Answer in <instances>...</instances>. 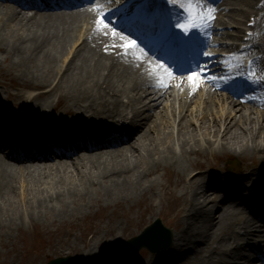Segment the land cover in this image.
Wrapping results in <instances>:
<instances>
[{
  "label": "bare ground",
  "instance_id": "obj_1",
  "mask_svg": "<svg viewBox=\"0 0 264 264\" xmlns=\"http://www.w3.org/2000/svg\"><path fill=\"white\" fill-rule=\"evenodd\" d=\"M106 1L89 0L86 6L74 7V2L55 0L54 9L69 5V9L56 12L42 10L36 0H0V51L12 57L13 66L24 69V75L39 80L23 84L34 94H11L19 104L35 103L31 108L17 106L21 114L15 117L26 127L20 131L14 125L16 134L1 120L8 107L0 97V237L8 234L12 220L23 217L34 222L47 208L53 216L69 217L74 211L71 205L78 206L92 192L102 193L116 204L130 200L153 189L155 181L149 179L153 169L175 165L183 171L181 183L189 188L182 190L183 209L177 215L180 230L173 234V245L160 262L140 263L126 256L107 255L111 252L91 251V264H252L259 255L240 243L239 237H231L233 231L244 233L257 249L264 250V197L260 193L264 177L257 181L260 168H264V111H256L259 106L264 109V79L258 89L247 87L239 95L222 81L201 88L197 83H185L180 76L175 79V69L169 75L140 47L125 55L123 45L131 41L121 39L126 34L117 31L113 35L114 27L97 28L100 17L96 11ZM224 2L229 23L252 15L255 28L264 30V0ZM189 3L203 44L213 43L214 25L223 15L219 6H209L203 0H175L171 5L183 12L182 20L187 22L189 10L182 5ZM32 7L35 11L29 14ZM69 43L76 49L67 58ZM61 60L65 66L58 78L55 70ZM187 62L185 58L178 64ZM161 81L169 86H157ZM55 94L58 102L50 104ZM177 98V140L157 142L152 132L159 135L162 112L158 109L165 102L169 108L167 104ZM197 98L201 100L199 108L191 110ZM129 115L130 122L119 126ZM87 124L94 129L89 134ZM189 124H201L196 137L201 132L206 149L217 145L233 164H239L248 153L259 154L261 164H247L241 177L232 176L222 165L203 170L191 161L200 150ZM65 132L70 138L64 137ZM110 134L113 142L106 140ZM17 145L26 154H20ZM189 160L200 170L187 180L191 169L184 162ZM19 190L27 209L8 219L7 210H15L20 203L14 195Z\"/></svg>",
  "mask_w": 264,
  "mask_h": 264
},
{
  "label": "rangeland",
  "instance_id": "obj_2",
  "mask_svg": "<svg viewBox=\"0 0 264 264\" xmlns=\"http://www.w3.org/2000/svg\"><path fill=\"white\" fill-rule=\"evenodd\" d=\"M225 1V0H223ZM222 0L218 1L219 10L223 13L219 18L221 19L218 23H215V30L219 28L220 35H212L213 40H220L222 43L237 44L240 39L244 36L246 30V25L250 19L254 17L252 15L244 16L242 20H238L234 23H229L228 17L225 15L229 8ZM207 3V2H206ZM207 5H212L207 3ZM173 16L176 20L182 22V13L178 8H175ZM29 14L34 13L33 11L28 12ZM264 30H255V36L257 35L254 42H256V51H260L261 62L257 66L254 74L258 80L264 79ZM237 35V36H236ZM215 47L212 45L209 48ZM260 47H262L260 50ZM74 43H69L66 49L65 57H69V52L74 51ZM66 60V59H65ZM63 60L59 63L55 70V74L60 77L63 73L61 68ZM14 60L12 57L7 56L6 53L0 51V97L2 95L3 103L8 107V110L12 114L19 116L20 111L17 108L33 107L35 103L25 102L22 104L18 103V100H13L11 94L20 93L23 95L34 94V90L23 87L24 83H34L39 82V80H33L28 74L24 75V69L13 66ZM62 70H61V69ZM5 76H2L1 73ZM190 75H193L191 73ZM188 74L180 75L183 81L192 82L189 80ZM210 79L212 74L209 75ZM177 78V76L175 77ZM208 79H201L197 81L196 85H200L201 88L204 87ZM200 83V84H199ZM194 84V83H193ZM49 85V84H47ZM207 86H210V84ZM179 88L181 85L179 84ZM200 90V89H199ZM173 100V98H171ZM50 104H56L58 102V96L52 95L49 99ZM200 99H196L192 102L190 109L196 110L199 108ZM170 103L172 109L170 108ZM180 100L177 98L172 102H169V108L166 107V102L160 106L158 112H162V116L158 121V132H152V137H156L157 142H172L177 140L178 132V122H179V109ZM48 110V109H46ZM170 110H173L171 112ZM190 110V111H191ZM199 110H197L198 112ZM217 111V110H216ZM258 112H263L264 109L258 107L256 110ZM220 112V110L218 111ZM217 112L214 113L216 116ZM185 114V112L183 113ZM71 116V115H69ZM213 116H210L212 118ZM161 123V124H160ZM201 124H189L191 131H194L195 142L199 144L198 150H200L199 155L193 154L191 161L194 163H199L203 166V170H208L214 165L226 166V169L233 173L235 177H241L247 164H255L259 166L261 164V159L259 154L248 153L245 159H240V170L231 171L228 169V161L230 158L228 156H222L223 154L215 145L213 148L206 149V142L203 140V135L201 132L197 134V127ZM213 137V136H212ZM198 140V141H197ZM201 140V141H200ZM207 140V139H206ZM21 153V151H20ZM221 157V158H220ZM77 158V156H76ZM185 161L184 165L191 169L189 175H186L187 180L193 177L200 170L197 166L193 167V162ZM195 163V164H196ZM261 171L258 173L257 181L264 177V168H260ZM183 171L180 167L175 165H167L166 167H160L159 169H153L152 174L149 179L155 181L153 189L147 190L145 193H138L133 195L130 200H120L119 204L116 201L109 202L102 196V193L92 192L84 201H79L78 206L74 207L72 215L65 218L56 217L51 215L50 209H44L41 215L34 221L30 222L27 218L19 217L17 222L11 221L10 231L8 234H4L0 237V264H47L49 261L56 258H66L69 256H82L85 259L84 264H91L88 253L91 251H105L111 252L107 255L115 256H126L136 259L140 263H145L146 261L160 262L163 253L170 248L161 251L159 253H150L147 249H142L141 252L133 254L128 252L124 248V243L132 238L140 235L145 228L153 224L157 219H160L164 226L171 229L172 233H178L180 226L177 224V215L183 209L181 205V195L182 190L187 189V183H181V178L183 177ZM256 181V178L252 183ZM251 184V183H250ZM16 201H20L21 190L17 191ZM211 198H215V195H210ZM16 209L7 210V218H11L13 215L24 213L27 209L25 205L20 201L16 205ZM15 213V214H13ZM221 213V212H220ZM22 218V219H21ZM21 221V223H19ZM184 225L182 222L181 227ZM264 230V226H261ZM232 239L239 237L240 243L244 244L246 242L245 236H240L238 231H233ZM173 240V239H172ZM250 241V239H247ZM255 247V244L253 245ZM247 249L248 246L246 247ZM116 251H115V250ZM257 250V248H256ZM114 251V252H113ZM113 252V253H112ZM232 261L231 257H228ZM236 261V260H235ZM234 261V262H235ZM237 262V261H236ZM259 262V263H258ZM262 264L259 259H255L252 264ZM97 264V263H96ZM165 264V263H164ZM169 264V263H166ZM176 264V263H172Z\"/></svg>",
  "mask_w": 264,
  "mask_h": 264
},
{
  "label": "snow or ice",
  "instance_id": "obj_3",
  "mask_svg": "<svg viewBox=\"0 0 264 264\" xmlns=\"http://www.w3.org/2000/svg\"><path fill=\"white\" fill-rule=\"evenodd\" d=\"M210 2V0H209ZM175 4V0H137L138 8L136 9L135 15L139 18V23L137 25L138 30L145 36L150 37V42H158L161 47L164 46H176V47H192L198 41V32L199 29L195 26L194 19L192 16L193 5L191 3L187 5H182V7H187L189 10V15L187 17V23H177L172 25L170 23L162 24V20H170L171 13L168 9V4ZM100 19L97 21V28L103 26L104 28L110 27V23L106 21L105 13L100 12ZM181 19H185L181 17ZM209 20H214V16H209ZM179 28L181 31L177 32L175 29ZM113 35L117 34V30L115 28L112 29ZM186 33H193L189 35H185ZM107 34V33H105ZM121 39L128 40L129 37L124 35L121 36ZM140 45L137 43V40H131L129 44L123 45L125 49V55L134 48L139 47ZM147 47V45H145ZM107 50V49H106ZM151 50V49H149ZM147 55V53H145ZM161 68H164L168 71V74H172V68L167 64L160 65ZM176 72L180 74L191 72L193 75H190L189 80L193 81L196 84L197 81L203 79H208L209 74L211 73V69L204 65L203 67L197 63L195 68L190 66L185 67L180 64L175 65ZM212 79H215L212 76ZM250 83L254 81H249ZM159 87H168L169 85L163 83L162 81L158 83Z\"/></svg>",
  "mask_w": 264,
  "mask_h": 264
},
{
  "label": "water",
  "instance_id": "obj_4",
  "mask_svg": "<svg viewBox=\"0 0 264 264\" xmlns=\"http://www.w3.org/2000/svg\"><path fill=\"white\" fill-rule=\"evenodd\" d=\"M173 233L171 229L164 226L160 219L145 228L137 237L124 243L125 248L133 254H137L142 248L150 252L157 253L168 249L172 244ZM85 259L82 256H69L66 258H56L48 264H84Z\"/></svg>",
  "mask_w": 264,
  "mask_h": 264
}]
</instances>
